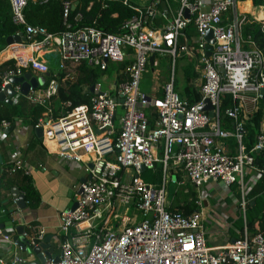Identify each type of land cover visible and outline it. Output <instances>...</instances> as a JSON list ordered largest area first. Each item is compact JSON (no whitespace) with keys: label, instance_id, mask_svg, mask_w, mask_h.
Returning <instances> with one entry per match:
<instances>
[{"label":"built area","instance_id":"built-area-1","mask_svg":"<svg viewBox=\"0 0 264 264\" xmlns=\"http://www.w3.org/2000/svg\"><path fill=\"white\" fill-rule=\"evenodd\" d=\"M27 2L9 0L12 21L22 27L15 34L21 33L24 40L7 45L18 53L11 56L15 67L0 74V91L10 77L21 76L22 69L48 73L47 62L37 53L56 50L62 60L58 68L66 70L61 81L52 77L47 85L30 86L26 95L21 94L20 84H12L11 105L25 98L33 106L46 107L33 128H42L47 149L67 162L82 163L87 173L74 193L75 207L59 211V225L50 240L58 260L45 258L43 264H264V233L250 230L245 222L246 194L262 173L254 164V153L264 150V130L246 151L245 120L238 102L245 93H253L256 101L261 98L259 89L264 88L263 54L250 39L246 48L242 35L244 24H263L264 19L247 16L239 5L249 2L264 10V0L258 6L253 0H149L134 7L136 14L123 23L120 33L85 26L59 34L27 23ZM162 2L167 12L160 7ZM71 6L69 1L62 3L64 23ZM190 23L198 32L191 43L182 33ZM207 30L214 39L209 56L205 54ZM180 37L184 38L182 45ZM177 49L197 59L194 82L200 99L195 103L174 90L173 74L164 81L159 101L140 87L149 60L153 58V66L158 64L157 56L169 55L174 61ZM81 61L102 71L108 63H130L121 72L122 79L115 75L106 90L96 82L97 92L91 93L88 102L54 118L50 98L57 95L61 84L73 79L65 65L74 68ZM223 94H231L234 100L223 112L233 123L231 131L220 124ZM204 100L211 105L212 117L200 109ZM62 105L68 108L71 104ZM10 126V121L2 120L0 134ZM226 138L236 141L235 154L227 152L222 142ZM48 143L54 145L53 150ZM7 164L9 174L18 170L29 174L20 158L13 157ZM146 170L160 173V183L145 181L141 174ZM170 183L196 188L191 213L169 209ZM239 212L243 221L239 236L233 242L209 246L205 220L217 226L215 216L230 227L229 219H236ZM14 226L10 215L8 224L0 228V264H34L23 254L40 245L46 230L28 222L20 241Z\"/></svg>","mask_w":264,"mask_h":264},{"label":"trees","instance_id":"trees-1","mask_svg":"<svg viewBox=\"0 0 264 264\" xmlns=\"http://www.w3.org/2000/svg\"><path fill=\"white\" fill-rule=\"evenodd\" d=\"M64 1H69L72 4L75 1H78L76 7L73 10H70L66 23L63 22L62 18V3ZM262 1L263 0H253V3L255 6H258ZM135 6L136 3L133 1L123 3L121 0H46L44 2H40L39 0H28L24 14L27 23L42 26L52 34H59L67 28L70 30L85 26H95L107 33H120L123 31V23L136 14V10H134ZM252 11L256 18H264V12L255 9ZM11 14L9 0H0V51L7 46L6 39L9 38V36L22 30V27L16 25L12 21ZM67 25H69V27H67ZM182 33H184L186 40L189 43L193 42L198 36V32L192 23H190ZM242 35L245 44L248 39H250L256 48L262 52L264 57V23L259 24L256 22H247L242 28ZM248 36L250 38H246ZM183 42L184 38L180 37L178 42L179 45H182ZM178 53L179 49L176 50L174 74ZM15 62L14 59H9L1 63L0 74L13 69L15 67ZM129 63L130 61H124L118 64L108 63L106 70L102 71L98 67L88 65L86 61H81L74 68L73 80H66L64 84L60 85L57 95L50 98V107L53 117L57 118L64 114L67 109L88 102L91 95L90 87L95 85L100 75H111L112 73H116L117 78L122 79L124 76L121 72H124ZM22 71L25 72L26 70L22 69ZM183 72L184 86H182L181 89H177L176 92L189 103H195L200 99V95L192 83L194 73L192 72L191 74V71L189 72L188 69L183 70ZM65 74V70H60L57 73L49 72V76L45 81L46 84H44L47 85V82L52 77H56L58 81H61ZM161 98L162 95H159V99ZM66 101H69L71 104L68 108L63 107L62 105V103ZM221 102L222 112L220 116V124L223 129H230L232 121L226 115L224 116L223 112L226 108L233 106L234 100L232 95L223 94L221 96ZM46 110V107H43L42 105L33 106L30 118V124L32 127ZM149 110H146L147 115L151 114ZM19 116H21V113L18 104L9 105L6 103H0V122L2 120H8L13 123L14 119ZM261 117L259 111L253 113L251 119L254 122V127H258ZM149 121L152 122L151 117H149ZM245 127H248L247 123H245ZM246 138L247 136L245 135L244 143L246 151H249L254 140L251 138L250 141H246ZM254 164L262 170V173L256 183L250 186L249 191L246 194L248 202L245 208V222L250 230L255 231L258 229L264 233V150L254 153ZM8 166L9 164L6 163L5 167ZM5 167L0 174V206L9 207L12 204L11 197L8 193L11 187L16 186L25 196L26 207L36 209L39 206L40 198L38 192L32 185L29 174H25L22 170L9 174L6 172ZM142 174H147V176L145 175V177H143L147 182L160 183L162 180L160 174L158 176H153L149 175L148 171H145ZM176 194L177 191L174 192V195L170 199L169 209L178 211L182 214L191 213L195 209L193 204L194 194H191V198L186 194L184 197H179ZM242 227L243 221L239 212L238 217L232 221L228 229L231 237L237 238Z\"/></svg>","mask_w":264,"mask_h":264},{"label":"crops","instance_id":"crops-1","mask_svg":"<svg viewBox=\"0 0 264 264\" xmlns=\"http://www.w3.org/2000/svg\"><path fill=\"white\" fill-rule=\"evenodd\" d=\"M128 1H133L136 3V6L142 7L149 0H141L142 2L138 0ZM239 8L244 14L249 17L251 14L254 18H256V16L252 11L253 9L264 12L261 8L252 6L249 2H241ZM256 19L263 20L264 18ZM244 45H246V48L250 47V44L246 43ZM42 54L44 56L43 60L41 59ZM184 55V59L190 62L192 61L193 68H191V74L195 71L194 74L197 78V59L193 56ZM11 56H14V53L6 46L0 51V64L11 59ZM37 56L42 61H46L49 66L47 77L49 76V72L57 73L60 71L58 67L62 60H60L59 54L56 50H44L42 53L38 52ZM152 59L153 58L149 60L150 65H152L153 62ZM65 66L66 68L71 69L70 75H73L75 67L73 68L68 64ZM54 69H57V71H54ZM156 74L158 75V72H156ZM196 78L192 79L194 86L195 84H198L194 82ZM142 90L149 96L153 97V94L149 93L146 89L143 88ZM153 98L155 99V97ZM253 98V93H245L243 94L241 102L240 100L238 101L241 105L240 115L245 120V123L248 124V127L246 128V141H250L251 138L255 141L256 135L261 130H264V100L259 98L256 101H253ZM18 107L21 116L14 119V122L12 123L13 130L7 134H0V168L4 169L6 163H9L13 157L20 158L29 168V176L33 187L39 194L40 203L36 209L25 207L24 210H17L13 201L9 207L0 206L1 208L6 209L5 214L0 213V224L7 225L11 215L15 219V231L16 226L18 225L23 226L24 228L26 227V223L36 222L41 225L44 230H46L47 234H51L52 236L59 225V211L71 206L74 193L81 183L80 180L86 176V172L82 163H70L61 159V157L47 149V147L43 144L42 139L39 140L36 137L34 128L30 124L33 105H31L25 98H22L18 103ZM257 111L260 112L262 117L259 121L258 127H254V122L251 118L253 113ZM227 130H233L232 122L231 128ZM222 142L225 144L228 153L235 154L236 141L234 138H226L223 139ZM48 145L51 150L54 149V145L52 143H48ZM9 212L11 213L9 214ZM233 220L234 219H229L230 225ZM205 222V237L209 246H220L227 243V241L231 242V240L234 239L229 234L228 225H223V227H226V229H224L220 228L218 225L209 226V223L206 220ZM29 260L33 261V257H29Z\"/></svg>","mask_w":264,"mask_h":264},{"label":"water","instance_id":"water-1","mask_svg":"<svg viewBox=\"0 0 264 264\" xmlns=\"http://www.w3.org/2000/svg\"><path fill=\"white\" fill-rule=\"evenodd\" d=\"M77 4H78V1H75L71 6V10H73ZM160 7L163 11L167 12V10H166L167 8L165 7L164 2H162L160 4ZM185 17H188L187 11L185 12ZM204 39L207 42L205 54L207 56H209L210 52L212 50L211 44L214 42V39L212 37L210 30L206 31V33L204 35ZM21 40H24L21 33L20 34H14L12 36H9V38L6 39V43H7V45H11L14 43H20ZM47 75H48L47 73L39 74L38 72L32 73L31 71H25L21 76L10 77L9 78L10 83L4 87L3 91H0V103H6L9 105L11 104L10 97L14 94L12 84H20L21 94L26 95L28 93L30 86L35 87V88L39 85L43 86V84L46 81ZM90 92L96 93L97 90L94 89V86H91ZM259 93L261 95V99L264 100V88H260ZM120 102H122V100H120ZM200 109L202 111L207 112L209 117L213 116V111L211 109V105L209 104L208 100H204L203 105L200 106ZM12 130H13V126H10L6 131H4V134H7L8 132H10ZM34 133L39 140L42 139L43 133H42L41 127L34 128ZM89 166H91V164H89ZM142 171H143V169H142ZM2 172H3V169L0 168V174ZM85 180H86V177H83L80 180V182L82 183ZM8 194L11 197L14 205L16 206V208L18 210H24L25 209V207H26L25 196L16 186L11 187ZM74 207H75V203L72 202L70 208L73 209ZM3 226H4L3 224H0V228H3ZM22 229H23V226H20V225L16 226V234H17L18 239L20 241L23 240V238L20 236ZM50 240H51V234H47L38 247L33 248V250L26 249V252L28 254L34 255L32 263L43 264L45 262V258L49 259L50 257L54 258L55 261L58 260V256L54 253L53 244L50 242ZM231 242H233V240H231ZM40 250H43V253L45 254V256H43V254H41Z\"/></svg>","mask_w":264,"mask_h":264},{"label":"rangeland","instance_id":"rangeland-1","mask_svg":"<svg viewBox=\"0 0 264 264\" xmlns=\"http://www.w3.org/2000/svg\"><path fill=\"white\" fill-rule=\"evenodd\" d=\"M138 1L142 2L141 0H138ZM43 54L41 55L42 60L44 57ZM157 58H159L157 60L158 64L156 63L155 66L150 65V63L147 64L146 69L144 70V72L142 74V79L140 81V87H141V89L144 88L149 93L153 94V97H155V99L157 101H159V95H162V85H163V83H165L164 81L170 76V74H173V77L175 79L174 90L176 89L175 91H177V89H181L185 83L183 70L188 69V71L190 72L192 70L191 68H193V63H192V61L190 62V61L184 59L185 58L184 53H179L177 56L176 70H175V74H174L175 60L173 61V57H171L169 55H165V56H157ZM54 71H57V69H54ZM156 72H158V75L156 74ZM193 73H195V71H193ZM115 75H116V73H112L111 75H104V74L100 75L96 82H100L102 89L106 90L108 88V84L113 81ZM194 77H195V74H194ZM194 77H193V79H194ZM21 99L22 98H20V100ZM117 112L122 113V109L118 108ZM115 123L117 124L118 120H116ZM146 171L149 172V175H153V176L159 175L157 172H153L152 170H146ZM144 172H142V173H144ZM145 175L147 176V174H141V177L143 178V177H145ZM178 187L179 186L176 184H172V183L169 184V188H170L169 198L170 199L174 195L175 191H177V195L179 197H184L187 195L189 198H191V194L193 193L194 199L196 198V195H197L196 191L197 190H196V188H194L189 183L186 185H182L179 188ZM213 218L217 221V224L219 226H223V223L218 221L215 216ZM132 220L137 221L138 218L132 217ZM111 221H112V224L115 225L114 219H112ZM23 255H27V257H30V258L34 257L33 254L30 255L27 252H26V254H23Z\"/></svg>","mask_w":264,"mask_h":264},{"label":"bare ground","instance_id":"bare-ground-1","mask_svg":"<svg viewBox=\"0 0 264 264\" xmlns=\"http://www.w3.org/2000/svg\"><path fill=\"white\" fill-rule=\"evenodd\" d=\"M13 53H14V56H15L18 53V51L17 50H14Z\"/></svg>","mask_w":264,"mask_h":264}]
</instances>
